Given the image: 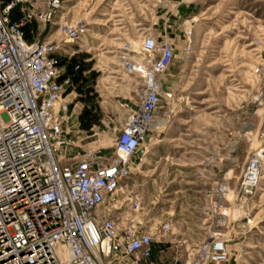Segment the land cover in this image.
<instances>
[{
    "label": "rangeland",
    "instance_id": "obj_1",
    "mask_svg": "<svg viewBox=\"0 0 264 264\" xmlns=\"http://www.w3.org/2000/svg\"><path fill=\"white\" fill-rule=\"evenodd\" d=\"M62 5L58 20L85 28L55 53L60 79H70L65 162L109 157L130 110L140 105V78L119 57L124 43L136 45L149 34L174 45L163 77L165 91L173 94L162 105L166 121L144 140L105 215L116 217L123 231L137 218L132 198L141 194L137 226L159 236L155 264H185L216 238L225 241L227 258L205 264H264V159L258 185L241 190L249 159L264 149V0H63ZM111 12L119 16L106 14ZM58 28L33 24L29 39L61 41ZM224 185L227 194L218 191Z\"/></svg>",
    "mask_w": 264,
    "mask_h": 264
},
{
    "label": "built area",
    "instance_id": "obj_2",
    "mask_svg": "<svg viewBox=\"0 0 264 264\" xmlns=\"http://www.w3.org/2000/svg\"><path fill=\"white\" fill-rule=\"evenodd\" d=\"M62 3L0 0V264H155L153 243L159 236L137 226L142 195H133L137 218L123 231L105 209L136 166L152 125L165 119L162 105L173 94L165 91L163 77L174 45L168 37L149 34L136 45L124 43L119 57L123 68L140 78V105L130 110L109 157L65 162L70 79H60L55 53L85 28L58 20ZM33 24L42 30L58 25L63 39L30 40ZM263 159V148L249 159L243 192L258 185ZM227 190L226 185L218 188ZM199 254L185 264L225 261L228 249L216 238Z\"/></svg>",
    "mask_w": 264,
    "mask_h": 264
},
{
    "label": "crops",
    "instance_id": "obj_3",
    "mask_svg": "<svg viewBox=\"0 0 264 264\" xmlns=\"http://www.w3.org/2000/svg\"><path fill=\"white\" fill-rule=\"evenodd\" d=\"M106 14H108V15L111 14L112 16H115V17H116V16H119V15H115V13H113V12H111V13H106ZM121 15H122V14H120V16H121ZM117 20H119L118 25H122L121 22H120L121 19H117ZM120 29H123V28L120 27ZM119 32H120V31H119ZM94 34H95V33H94ZM124 34H128V33H126V31H123V32L121 31V32H120V35H124ZM95 35H96V37H97V34H95ZM115 39H119V38H115Z\"/></svg>",
    "mask_w": 264,
    "mask_h": 264
},
{
    "label": "bare ground",
    "instance_id": "obj_4",
    "mask_svg": "<svg viewBox=\"0 0 264 264\" xmlns=\"http://www.w3.org/2000/svg\"><path fill=\"white\" fill-rule=\"evenodd\" d=\"M165 121H166L165 119H160L157 123L152 125V129L159 128L163 124V122H165Z\"/></svg>",
    "mask_w": 264,
    "mask_h": 264
}]
</instances>
